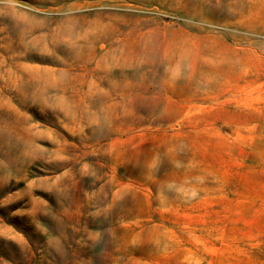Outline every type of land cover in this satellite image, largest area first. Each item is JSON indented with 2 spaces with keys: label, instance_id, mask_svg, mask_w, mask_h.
Listing matches in <instances>:
<instances>
[{
  "label": "rangeland",
  "instance_id": "obj_1",
  "mask_svg": "<svg viewBox=\"0 0 264 264\" xmlns=\"http://www.w3.org/2000/svg\"><path fill=\"white\" fill-rule=\"evenodd\" d=\"M0 264H264V0H0Z\"/></svg>",
  "mask_w": 264,
  "mask_h": 264
}]
</instances>
